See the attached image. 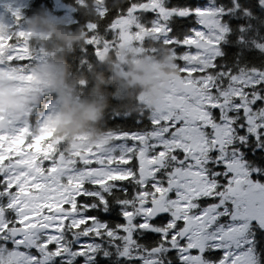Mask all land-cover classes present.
<instances>
[{"label":"snow or ice","instance_id":"1","mask_svg":"<svg viewBox=\"0 0 264 264\" xmlns=\"http://www.w3.org/2000/svg\"><path fill=\"white\" fill-rule=\"evenodd\" d=\"M93 3L99 60L148 40L179 74L155 104L137 98L136 129L104 125L95 144L58 139L51 113L35 128L0 116V264H264V19L251 0ZM173 17L195 24L174 35ZM32 36L0 22V82L18 92L41 86Z\"/></svg>","mask_w":264,"mask_h":264},{"label":"clouds","instance_id":"2","mask_svg":"<svg viewBox=\"0 0 264 264\" xmlns=\"http://www.w3.org/2000/svg\"><path fill=\"white\" fill-rule=\"evenodd\" d=\"M86 13L95 17L94 4H86ZM25 22L27 30L34 34L37 42L50 45L54 49L71 50L74 44H82L86 39L82 30L65 29L46 11L27 17ZM70 69L71 65L62 58L54 57L41 63L35 69L41 86L25 96L16 95L7 83L0 84V114H12L18 118L29 103H40L43 94L55 93L52 101V124L57 129V135L66 138L84 135L87 136V143L95 144L98 137L94 129L110 106L111 94L106 91V84L113 83L129 90L140 89L151 100L157 101L179 74L174 61L145 57L139 63L127 65L126 77L119 69L114 70L107 79L101 76L89 93L83 95L78 87L79 78Z\"/></svg>","mask_w":264,"mask_h":264},{"label":"trees","instance_id":"3","mask_svg":"<svg viewBox=\"0 0 264 264\" xmlns=\"http://www.w3.org/2000/svg\"><path fill=\"white\" fill-rule=\"evenodd\" d=\"M190 0H169L167 2L168 7H189ZM229 1V0H227ZM61 4L68 7L69 11L62 10L59 11L56 9V1L55 0H26L22 9L23 18L20 19L19 24L16 22V18L11 14V12L6 8V4H0V7H4L7 10V13L3 12L2 18L4 19V24L12 27L13 29L19 28L25 31L27 30L26 18L31 17L37 12L46 11L48 15L55 19L58 23L61 24L62 27L69 31H77L82 30L83 34H86L84 31V25L87 20L92 17L91 15L86 13V4H94L93 0H88V2L84 3L82 7L79 6L77 0H61ZM252 7H255V1L251 0ZM17 5L15 4L14 7ZM253 11L257 13V15L264 19V11H261L259 8H253ZM65 15H68V18H64ZM244 20L236 21V23H244ZM193 25L195 24L192 21ZM253 25H258V20L251 21ZM170 26L173 29V34H181L182 32L187 30V27L191 26L189 19L187 17H173ZM262 33H264V27L260 29ZM30 32V31H29ZM32 33V32H31ZM33 34V33H32ZM251 35V33H249ZM232 39H235L233 37ZM32 46L33 48L39 52V49H43L45 55L37 61L33 59V63H35V69L43 62H47L52 58H62L66 60L71 65V73L79 78L78 87L81 88L82 94L87 95L89 91L93 88L96 81L103 76L105 79L109 78L114 70L119 69L120 57L115 56V54L107 55L103 60H99V58L95 55L91 46L85 44V41L81 43H76L73 45L71 50L64 48H52L50 45H46L44 43L37 42L36 37L32 36ZM152 43L148 40L144 42V53L147 52L146 56L152 60H159L161 58H165L168 60H173L172 52L170 49L164 48L160 46L155 54L152 52H148V48L152 47ZM236 49L232 46L227 47L228 57L231 58L232 53H234ZM244 58H257L259 59V55L255 52H245ZM174 61V60H173ZM85 81L83 85H81V81ZM37 87L33 88L32 91H35ZM106 91L111 95L109 96L110 106L106 111L104 118L98 122L94 131L97 137L104 135V125L106 129H124V130H134L139 125L136 123L137 114L135 111H140L144 109L145 104L136 103L138 97H143L144 92L140 89H127L123 87H119L116 84L108 83L105 85ZM31 91V92H32ZM55 93H45L42 95V100L40 103H29L27 108L21 112V124L22 122L29 121L33 128L37 127L41 124L49 112H52V101L55 97ZM126 109H132L130 114L125 115L124 112ZM117 113H119L117 115ZM25 119V121H23ZM52 133L56 134L58 139H67L69 141H74L77 137H81L84 135H76L71 138H66L62 135H57L56 127L51 124ZM87 138V136H84Z\"/></svg>","mask_w":264,"mask_h":264},{"label":"rangeland","instance_id":"4","mask_svg":"<svg viewBox=\"0 0 264 264\" xmlns=\"http://www.w3.org/2000/svg\"><path fill=\"white\" fill-rule=\"evenodd\" d=\"M25 1L26 0H0V4L1 5L2 4H6V5L7 4H11L12 7L15 8L14 7L15 4L17 5L16 7H21L25 3ZM55 1H56V9L57 10H59V11H62V10L69 11L68 7H66L65 5L61 4L58 0H55ZM3 12H5V14H6L7 13V10L4 7H0V15H2ZM67 16L68 15H65L64 18H68ZM0 22L5 23L4 22V19L2 18V16H0ZM120 54H121V57H120L119 70L121 71V74L126 77L127 76V71H126L127 65L129 63H139L141 59L145 58L147 52L146 53H144V51H142V52H130V51H127V50H123ZM171 61H173V60H171ZM4 83H7L8 85H10L12 87V89H13V92L16 95H19V96H25L29 92H31L33 90V88H35V87H32V88L28 89L25 92H18L16 90V84L14 83V80L13 79H6L3 82H0V84H4ZM143 98L146 101H149L152 104H155L158 101V100L157 101L151 100L146 94H144ZM50 113L52 115V112H49L47 115H49ZM9 115L13 119H15L16 121H20V123H21V117H22L21 114H20V116L18 118L15 117V116H13L12 114H8L7 116H9ZM0 116L7 117L4 114H0ZM23 121H25V119H23ZM101 139H104V135L99 136L97 142L100 141Z\"/></svg>","mask_w":264,"mask_h":264},{"label":"flooded vegetation","instance_id":"5","mask_svg":"<svg viewBox=\"0 0 264 264\" xmlns=\"http://www.w3.org/2000/svg\"><path fill=\"white\" fill-rule=\"evenodd\" d=\"M169 1V0H166ZM255 1V0H253ZM209 2V0H190L189 1V7H196V6H203L206 5ZM217 2H219V0H217ZM225 3H230V0H224ZM255 8V7H253ZM189 19V22L191 24V26L193 25L192 21L194 22V18L193 17H187ZM236 22V21H235Z\"/></svg>","mask_w":264,"mask_h":264},{"label":"water","instance_id":"6","mask_svg":"<svg viewBox=\"0 0 264 264\" xmlns=\"http://www.w3.org/2000/svg\"><path fill=\"white\" fill-rule=\"evenodd\" d=\"M59 2H61V0H58Z\"/></svg>","mask_w":264,"mask_h":264}]
</instances>
